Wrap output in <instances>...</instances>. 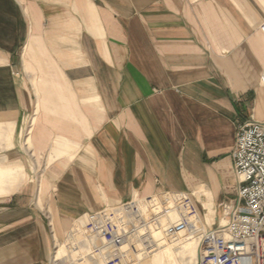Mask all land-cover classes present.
Here are the masks:
<instances>
[{"label":"crops","instance_id":"1","mask_svg":"<svg viewBox=\"0 0 264 264\" xmlns=\"http://www.w3.org/2000/svg\"><path fill=\"white\" fill-rule=\"evenodd\" d=\"M262 25L264 0H0V264H195L264 123Z\"/></svg>","mask_w":264,"mask_h":264},{"label":"built area","instance_id":"2","mask_svg":"<svg viewBox=\"0 0 264 264\" xmlns=\"http://www.w3.org/2000/svg\"><path fill=\"white\" fill-rule=\"evenodd\" d=\"M235 129L231 158L238 194L223 203L222 219L202 235L195 264H264V123L251 118Z\"/></svg>","mask_w":264,"mask_h":264},{"label":"rangeland","instance_id":"3","mask_svg":"<svg viewBox=\"0 0 264 264\" xmlns=\"http://www.w3.org/2000/svg\"><path fill=\"white\" fill-rule=\"evenodd\" d=\"M29 155L30 156H32V152H31V149H30V147H29ZM169 193H171V192H169V191H165V192H162V193H159V194H157V195H159L160 197L162 196H165V195H168ZM195 194V193H194ZM192 199H194V195H192V194H188ZM133 200V198L132 199H130V200H126V201H132ZM109 204H107L106 206H104L103 208H101L100 210H97V211H95L94 213H93V215L94 214H98V213H101V212H103L104 210H106L107 209V206H108ZM199 207H200V211H201V215L203 216L204 215V213H205V211H204V208L202 207V204H199ZM203 213V214H202ZM93 215H91L92 217H93ZM217 210H216V207H215V209H214V217H215V221L211 224V226H213L215 223L217 224L218 222H219V220H218V218H217ZM215 224V225H216ZM69 234V233H68ZM67 234V235H68ZM69 236V235H68ZM68 236H67V238L63 241V242H61V243H57V242H55L54 243V246H55V248H54V251L56 252L57 250H56V248H57V244L59 245V244H64V242H66L67 241V239H68ZM70 242V241H69ZM55 252H54V256H55ZM72 253H70V255H71ZM71 257H72V255H71ZM61 260V257H60V255H58L57 256V258H56V261L58 262V261H60Z\"/></svg>","mask_w":264,"mask_h":264},{"label":"bare ground","instance_id":"4","mask_svg":"<svg viewBox=\"0 0 264 264\" xmlns=\"http://www.w3.org/2000/svg\"><path fill=\"white\" fill-rule=\"evenodd\" d=\"M201 241V240H200ZM200 241H199V244H200ZM199 244H198V246H199ZM199 248H200V246L198 247V252H197V258H198V255H199ZM57 256H58V253H57V255H56V258H57ZM56 260V259H55Z\"/></svg>","mask_w":264,"mask_h":264}]
</instances>
